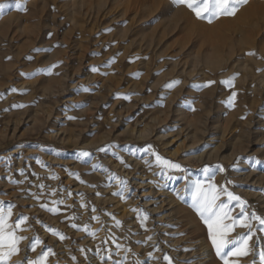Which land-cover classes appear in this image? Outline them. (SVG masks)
<instances>
[{
    "label": "rangeland",
    "instance_id": "1",
    "mask_svg": "<svg viewBox=\"0 0 264 264\" xmlns=\"http://www.w3.org/2000/svg\"><path fill=\"white\" fill-rule=\"evenodd\" d=\"M3 2L0 207H12L10 223L28 218L12 264L49 248L48 264H195V224L213 245L193 207L197 180L245 202L218 201L236 220L228 239L251 235L249 254L229 264H261L264 0L212 23L173 0Z\"/></svg>",
    "mask_w": 264,
    "mask_h": 264
},
{
    "label": "snow or ice",
    "instance_id": "2",
    "mask_svg": "<svg viewBox=\"0 0 264 264\" xmlns=\"http://www.w3.org/2000/svg\"><path fill=\"white\" fill-rule=\"evenodd\" d=\"M177 6H186L195 16L200 20H206L208 23H212L213 20L220 18L221 16H231L234 15L237 9L248 2V0H173ZM12 5L7 2L0 3V14H2L6 9L11 8ZM17 10L26 11V5H16ZM248 55H256L254 52H249ZM44 71L43 69L38 70L36 75L39 72ZM93 71H99L98 68H93ZM238 74H234L228 80L222 81V83L227 84L229 87L234 86V81ZM173 82L166 87H173ZM215 81H209L204 87H208ZM15 91V89H13ZM130 98V97H125ZM236 98V93L233 92L232 96L229 98V102H233ZM16 107H24V105H16ZM84 156H88L89 153H82ZM156 161L158 164H162L165 167L179 169L181 166L179 164L173 163L169 160H165L156 155ZM222 170V169H221ZM207 171V169H205ZM124 183V182H122ZM192 200L193 207L199 212L201 219L207 225L209 229V235L212 240L213 247L215 248L216 254L224 261V264H229L228 257L232 255H248L249 254V245L248 241L251 239V235L247 237L239 238V241L228 239V234L234 230L236 226L235 218L231 217L230 212L226 211L228 205L220 201L221 193H226L229 199V202L236 200L240 201L242 204L245 203L241 201V198L234 195L231 192H227V189L219 188L215 184H208L207 187L200 181H195L192 186ZM116 195H123L122 192L115 193ZM60 203H63L61 201ZM42 207H47L46 205H41ZM49 211L56 213L57 208H50ZM243 212V208L241 209ZM12 207L8 206L0 207V264H12V257L16 256L20 252L19 244L21 241L27 239L23 235H19V232H23L26 229L22 227L27 221V217H22L17 219L15 223H10L9 220L12 216ZM147 216L141 218V223L147 220ZM256 220H259L261 225H264V218L259 216L253 217ZM99 219L98 217L96 218ZM226 220H232L233 223L225 224ZM247 217L244 216L239 220V225L241 227L250 228L251 225L246 222ZM120 221H116L117 226H120ZM75 227V225H73ZM88 231L87 228L84 229ZM55 234V233H54ZM91 235L95 236L96 233L92 232ZM64 239L63 236L60 237ZM151 239V237H149ZM42 241L39 238H36L34 243L30 245V250L35 251L36 247L40 245ZM239 243L240 246H236ZM229 245L236 246L231 250ZM119 247V245H117ZM50 255H54L52 250L49 248L46 251H42L36 259L25 258L22 264H48V258ZM151 255V254H150ZM259 258L261 264H264V251L259 253ZM164 260L168 261V264H171V258L168 256L164 257ZM255 264V261L253 262Z\"/></svg>",
    "mask_w": 264,
    "mask_h": 264
},
{
    "label": "bare ground",
    "instance_id": "3",
    "mask_svg": "<svg viewBox=\"0 0 264 264\" xmlns=\"http://www.w3.org/2000/svg\"><path fill=\"white\" fill-rule=\"evenodd\" d=\"M214 64V63H213ZM179 106V105H178ZM179 110V109H178ZM187 173H183V174H181L180 176H183V175H186ZM174 176H176V174H174L173 175V177ZM176 178V177H175ZM167 179H169V177H167L165 180H167ZM173 179V178H172ZM164 181V180H163ZM193 182V181H192ZM191 181H190V183H192ZM165 184H167V183H165L164 182V185ZM165 186H167V185H165ZM164 186V188L162 189V193H163V195H165V196H169V194H170V192H169V187L168 188H166ZM185 186V185H184ZM180 190V189H179ZM181 196V195H180ZM185 200H188V198L186 197V199ZM187 214H188V216H190L191 214H190V212H187ZM189 228V227H188ZM193 228H195V230L193 231V232H191V235H192V233H194V234H196L197 236H196V238H199V242H201V244H199V246L197 245V247H198V249H197V251H196V253L195 254H198V262H196L195 264H221L220 263V257L216 254V251H215V248L213 247V245H211V246H209V245H207L206 244V240H204V239H201L202 237V235L200 234V229H199V225L198 224H195V227L193 226ZM208 242V241H207ZM174 243V242H173ZM198 243V242H197ZM166 246V245H165ZM165 246H164V248H165ZM169 246V245H168ZM192 247V246H191ZM163 249V248H162ZM160 251H162L161 249H160ZM160 251H158V254H159V252ZM194 253V252H193ZM192 253V254H193ZM171 255V254H170ZM180 257L179 258H177L176 259V261H185V258H186V256H185V254H184V252L182 251L180 254ZM191 255V254H190ZM176 257V256H175ZM178 264H180V262L178 263Z\"/></svg>",
    "mask_w": 264,
    "mask_h": 264
}]
</instances>
